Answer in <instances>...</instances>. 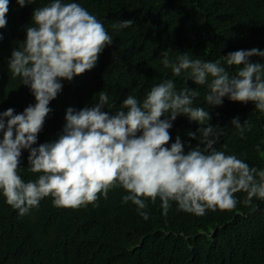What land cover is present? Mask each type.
Returning a JSON list of instances; mask_svg holds the SVG:
<instances>
[{
	"label": "clouds",
	"instance_id": "1",
	"mask_svg": "<svg viewBox=\"0 0 264 264\" xmlns=\"http://www.w3.org/2000/svg\"><path fill=\"white\" fill-rule=\"evenodd\" d=\"M16 2L24 7L36 0ZM9 3L0 0V29L7 25ZM133 23L118 21L112 28ZM113 41L103 23L73 0H50L34 9L25 40L11 52L8 71L30 89L36 102L19 114L11 107L0 112V194L6 203L20 216L48 197L56 208L76 210L98 206L101 196L108 199L110 190L122 188V203L131 202L147 220L148 201L155 204L158 199L165 216L173 203L177 211L204 216L233 211L240 203L251 206L254 198L264 200V168L215 147L225 128L206 123L212 119L210 111L195 104L204 89L209 108L222 106L227 98L251 102L264 114V63L251 59H264L258 48L230 52L215 61L193 59L188 52L173 57L171 48L162 50L160 63L172 77H183L197 88L177 89L174 79H164L142 99L128 94L115 111L109 110L115 105H109L103 90L94 96L98 99L93 106L68 107L58 138L34 147L62 82L96 67ZM180 116L199 125V136L187 133L198 141L195 147L189 143L187 151L179 135L170 143V129ZM231 125L241 138L253 127L249 120L241 123L239 116ZM255 148L264 159L261 145ZM24 150L29 151L27 169L36 175L34 180L25 181L20 174ZM238 193L245 194L242 200Z\"/></svg>",
	"mask_w": 264,
	"mask_h": 264
},
{
	"label": "trees",
	"instance_id": "2",
	"mask_svg": "<svg viewBox=\"0 0 264 264\" xmlns=\"http://www.w3.org/2000/svg\"><path fill=\"white\" fill-rule=\"evenodd\" d=\"M50 0H36L21 7L10 0L7 25L0 29V112L13 108L19 114L35 104L30 89L19 78H11L8 60L18 42L26 38L32 13ZM100 20L113 44L106 46L96 67L71 82L50 102L52 112L39 133V144L58 138L68 107L77 110L93 106L106 91L110 111L119 108L128 94L142 99L155 84L172 78L177 89L197 88L183 77H172L160 63V52L171 48L172 56L188 52L193 59L215 61L237 50L264 51V0H73ZM133 20L132 26L113 30L112 24ZM253 61L264 63L260 57ZM234 71V69H229ZM201 97L197 106L210 111L213 125L225 128L215 147L236 154L250 166L264 168L255 146L264 150V114L251 102L243 104L225 98L222 106L211 107ZM94 98V99H93ZM107 111L108 109L105 108ZM249 120L251 131L241 138L231 120ZM199 125L180 116L170 129L195 147L188 132ZM199 136V133L197 132ZM224 145L227 147L225 148ZM170 147V144L168 145ZM29 151L21 156L20 174L25 181L36 179L27 169ZM122 188L109 191L98 206L88 204L76 210L56 208L50 197L38 208L20 216L0 194V264H264V200L251 206L242 203L233 211H208L204 216L177 211L172 204L167 216L159 199L148 201L149 219L138 215L136 206L122 203ZM244 193H238L242 200Z\"/></svg>",
	"mask_w": 264,
	"mask_h": 264
}]
</instances>
